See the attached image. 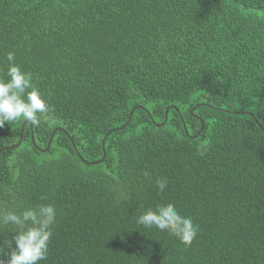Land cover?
<instances>
[{
    "label": "trees",
    "instance_id": "trees-1",
    "mask_svg": "<svg viewBox=\"0 0 264 264\" xmlns=\"http://www.w3.org/2000/svg\"><path fill=\"white\" fill-rule=\"evenodd\" d=\"M10 51L53 108L0 128V208L57 209L40 264H264V0H0ZM169 202L191 246L136 223Z\"/></svg>",
    "mask_w": 264,
    "mask_h": 264
},
{
    "label": "clouds",
    "instance_id": "clouds-1",
    "mask_svg": "<svg viewBox=\"0 0 264 264\" xmlns=\"http://www.w3.org/2000/svg\"><path fill=\"white\" fill-rule=\"evenodd\" d=\"M6 59L7 72L0 74V128L20 120L38 126L41 117L53 111L52 105L34 82L33 73L16 62L15 52H8ZM143 175L150 177L151 173L145 170ZM168 183L167 177L155 181L160 193ZM56 218L57 209L51 203L28 206L19 212L0 208V229L11 226L10 233L14 234L0 243V256H7L0 258V264H40L47 259ZM136 223L167 232L185 246H191L199 232V225L171 202L147 208L136 217Z\"/></svg>",
    "mask_w": 264,
    "mask_h": 264
},
{
    "label": "water",
    "instance_id": "water-1",
    "mask_svg": "<svg viewBox=\"0 0 264 264\" xmlns=\"http://www.w3.org/2000/svg\"><path fill=\"white\" fill-rule=\"evenodd\" d=\"M20 143H21V141H20ZM20 143L18 144V146L20 145ZM18 146H16V147H18ZM16 147H15V148H16Z\"/></svg>",
    "mask_w": 264,
    "mask_h": 264
}]
</instances>
